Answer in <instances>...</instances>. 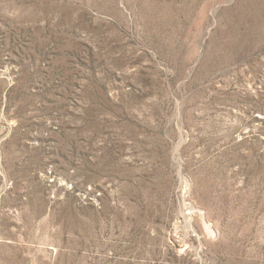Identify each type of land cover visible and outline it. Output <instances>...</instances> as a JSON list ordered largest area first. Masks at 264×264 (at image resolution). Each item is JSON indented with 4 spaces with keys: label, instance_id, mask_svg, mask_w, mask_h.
Instances as JSON below:
<instances>
[{
    "label": "rangeland",
    "instance_id": "1",
    "mask_svg": "<svg viewBox=\"0 0 264 264\" xmlns=\"http://www.w3.org/2000/svg\"><path fill=\"white\" fill-rule=\"evenodd\" d=\"M0 264H264V0H0Z\"/></svg>",
    "mask_w": 264,
    "mask_h": 264
}]
</instances>
